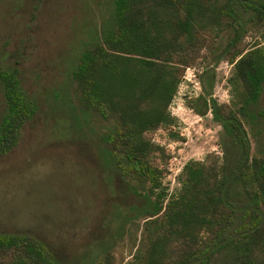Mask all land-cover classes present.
Instances as JSON below:
<instances>
[{
  "label": "trees",
  "instance_id": "1",
  "mask_svg": "<svg viewBox=\"0 0 264 264\" xmlns=\"http://www.w3.org/2000/svg\"><path fill=\"white\" fill-rule=\"evenodd\" d=\"M202 21L231 31L217 55L227 58L248 23L262 30L264 41V0H111L69 70L82 121L90 131L92 121L102 129L103 168L119 175L141 202L130 210L144 217L148 245L119 264H264V154L250 153L243 126L256 115L264 84V42L229 53L228 104L195 98L204 103L197 112L208 111L221 128L220 154L188 160L169 196L162 169L149 159L154 145L145 134L170 122L168 105L182 70L203 45ZM0 91L1 155L14 147L37 102L14 68L0 67ZM96 248L65 259L31 236L0 232V264H115L107 250L99 255Z\"/></svg>",
  "mask_w": 264,
  "mask_h": 264
},
{
  "label": "rangeland",
  "instance_id": "2",
  "mask_svg": "<svg viewBox=\"0 0 264 264\" xmlns=\"http://www.w3.org/2000/svg\"><path fill=\"white\" fill-rule=\"evenodd\" d=\"M110 6L111 0H0V67L16 69L22 88L37 102L14 147L0 155V232L31 236L65 259L96 246L99 255L107 250L110 261L119 264L136 251L143 254L148 245L144 217L130 210L141 202L119 175L103 168L98 157L102 129L92 121L90 131L82 121L69 76ZM202 25L203 45L183 68L168 105L170 122L145 134L154 145L149 159L163 171L167 196L178 190L188 160L220 154L221 128L208 111L197 112L204 103L195 98L203 94L228 104L229 53L264 42L262 30L248 23L226 50L227 58H218L232 33L208 21ZM3 106L0 91V114ZM253 111L256 115L243 126L250 153L262 155L264 84ZM123 215L129 217L125 222Z\"/></svg>",
  "mask_w": 264,
  "mask_h": 264
}]
</instances>
